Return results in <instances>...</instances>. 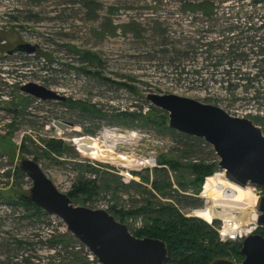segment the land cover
Here are the masks:
<instances>
[{
  "label": "rangeland",
  "instance_id": "374dc122",
  "mask_svg": "<svg viewBox=\"0 0 264 264\" xmlns=\"http://www.w3.org/2000/svg\"><path fill=\"white\" fill-rule=\"evenodd\" d=\"M212 1L208 15L185 10L183 0H0V264L100 263L61 216L34 214L20 202L32 185L18 167L21 154L36 159L61 191L68 193L80 179L100 184L90 199L75 204L111 212L114 206L152 209L172 203L185 215L208 221L221 240H242L222 228L246 230L240 228L243 219L250 227L253 195L221 179L219 164L202 189L189 181V163H219L214 146L204 137L146 125L141 115L131 119L124 113L146 115L158 107L146 98L149 91L190 96L231 112L238 106L248 112L254 101L264 100V77L258 82L253 74L260 57L252 49L264 28V0ZM23 42L36 49L9 52ZM77 49L97 53L102 63L91 65ZM29 81L67 98L30 94L22 89ZM70 97L95 103L102 114L69 105ZM251 118L264 124L262 112L259 120ZM54 119L74 126L61 128ZM117 135L128 138L114 145L118 138L107 137ZM51 138L63 140V153L48 147ZM161 158L182 165L173 169ZM164 165L172 187L162 193L152 182L162 177L156 168ZM150 211L130 213L124 221L134 233L151 222Z\"/></svg>",
  "mask_w": 264,
  "mask_h": 264
},
{
  "label": "water",
  "instance_id": "95a60500",
  "mask_svg": "<svg viewBox=\"0 0 264 264\" xmlns=\"http://www.w3.org/2000/svg\"><path fill=\"white\" fill-rule=\"evenodd\" d=\"M35 44L19 43L9 50L34 51ZM22 89L42 99L66 100L67 96L38 82L29 81ZM146 98L168 112V126L204 137L218 153L219 166L225 177L240 186L254 183L264 186V131L247 116L230 113L222 106L178 94L147 92ZM61 128L74 126L70 120H57ZM18 167L32 180L27 195L46 212L61 216L68 229L85 244L101 264H169V247L165 240L153 236H137L125 221L105 208L75 204L71 196L61 191L40 163L21 154ZM257 222L264 224V194L258 196ZM240 262L228 256H218L208 264H264V234L258 231L242 240Z\"/></svg>",
  "mask_w": 264,
  "mask_h": 264
},
{
  "label": "trees",
  "instance_id": "16d2710c",
  "mask_svg": "<svg viewBox=\"0 0 264 264\" xmlns=\"http://www.w3.org/2000/svg\"><path fill=\"white\" fill-rule=\"evenodd\" d=\"M212 5V0H183L182 3V6L185 10L190 9L191 11H195L199 9L204 13H208V15L213 13L209 11ZM261 49L264 51V47H261ZM77 50L81 53L83 60L87 61L91 65L96 67L100 66L102 63V59L97 53L86 49ZM250 73V70L246 69L245 75L249 76ZM67 103L73 107H78L85 112L98 115L102 114L101 110L96 106L95 103H91L80 98L70 97L67 99ZM124 113L131 119H134L132 118L134 116L141 115L143 118V124L147 125L151 123L155 124L159 128L174 130L168 126V112L160 107L154 106L152 110L146 112V115L127 111ZM252 117L254 119L258 118L254 116ZM87 143L93 145V141H87ZM47 145L52 149V151L63 153L65 144L61 139L51 138L47 142ZM160 163H165L173 169H176L182 165V163L177 159L171 158H161ZM186 166L193 175V177L189 180L190 183H192L197 190H200L202 189L201 187L205 176L212 174L215 171V169L218 167V162H206L205 160H201L199 162L189 163ZM156 170L161 174L162 177L154 179L152 183L159 192L164 193L165 189L172 187V182L169 178V170L167 169L166 165L157 167ZM107 174L110 173L107 172ZM211 176L214 175L207 176L205 182ZM143 177L149 179L147 176ZM106 183H109V179L106 181ZM135 183L139 185L138 182ZM179 183H181V181H179ZM122 184L127 185L124 182ZM99 186L100 184H97L96 180L80 179L72 186L68 194L73 200L82 199L83 201H86L90 199L93 194L97 193ZM20 202L29 207L34 214L45 213V210L30 200L27 193L25 192L21 194ZM160 204L161 205H158V207L154 206L152 209L151 207H148L151 205L147 204V206H142L132 210L116 208L114 206V208L111 209V212L117 216V219L124 221L126 220V217L130 215V213L137 214L138 212L151 210L150 212L153 213L150 215L151 222H148L141 228L135 230L134 233L141 237L153 236L165 240L169 247V254L166 260V262L169 264H208L211 260L218 256H235L239 257V260L242 259L243 255L240 253V248L242 245L241 240L223 241L219 238L217 229L202 217L196 215H185L184 212L179 210V208H177V206L172 203ZM257 231L264 234V225H259Z\"/></svg>",
  "mask_w": 264,
  "mask_h": 264
},
{
  "label": "built area",
  "instance_id": "2783aa9c",
  "mask_svg": "<svg viewBox=\"0 0 264 264\" xmlns=\"http://www.w3.org/2000/svg\"><path fill=\"white\" fill-rule=\"evenodd\" d=\"M255 41L257 43L255 44V46L252 49H254V52H256V53L259 54V57H260V60H259L260 61V65L257 66V70L256 71L253 70V74H254V76H258V78H259L258 79V82H259L260 78L261 77H264V51H262V49H261V47H264V28H262L260 31L257 32V35L255 36ZM259 42H260V44H259ZM245 81H247V80L244 79L243 82H245ZM258 82L256 83V85L258 84ZM228 86H230V83L229 82L226 83V87H228ZM239 86H240V83H239ZM252 88H255L256 89V86H254ZM254 94H257L256 91H255ZM239 100L241 101L242 99H239ZM244 100H246V99H244ZM245 102H247V100ZM254 103H256V104H251V105H253L254 109L253 110L250 109L248 112L247 111L246 112H243L242 110L240 111L238 105H237L238 107L236 109L233 108L234 110L232 112L231 111H229V112L232 113V114H234V115L247 116V117H250V118L252 116L258 117V112L264 113V100L263 99H261V100L259 99L258 102H255L254 101ZM57 120H60V119H54V121H57ZM255 123L258 124V125H260L263 128V125L264 124L261 121H259V122L258 121H255ZM54 124H55V122H54ZM70 127H72V126H70ZM84 136H89V135H84ZM247 186H249L251 188V190H252V195H253V200H254V206L256 207L254 193H256V198H258V196L264 194V187L263 186L256 185V184H253V186H252L251 183H249ZM259 213H260V211L257 208H255V214H256V216H255V223L251 227H248L246 230L228 231V230H225V226H223L222 229L224 230V234H229V236H236V235H238L241 238H243L245 235L253 232L257 228V226H258L257 219H258ZM210 222L212 223V221H210ZM222 236H224V235H222ZM222 236H220V237H222ZM222 239H224V238H222ZM78 243H80L81 245H84L80 240H79ZM85 248L90 251L89 254L94 259L95 255L93 254V252L88 247L85 246ZM99 264H101V263H99Z\"/></svg>",
  "mask_w": 264,
  "mask_h": 264
},
{
  "label": "bare ground",
  "instance_id": "6f19581e",
  "mask_svg": "<svg viewBox=\"0 0 264 264\" xmlns=\"http://www.w3.org/2000/svg\"><path fill=\"white\" fill-rule=\"evenodd\" d=\"M107 138H118V140H115L114 142H115V144L114 145H116V143L117 142H119V141H125L126 140V138H128V137H124L123 135H117V136H114V137H107ZM106 138V139H107ZM113 156H115V155H113ZM116 157H118V155L116 156ZM119 159H123V161L124 162H134L135 160H133V159H129V158H127L126 156H124V155H122V156H119L118 157ZM136 161H140V159H136ZM212 177H214V176H211V177H209L208 179H210V178H212ZM221 179H226V181H227V183H229V184H232L231 185V187L232 188H234L235 190H236V188H237V190L239 189L240 191H245L246 193H248L251 197H252V190H251V188L249 187V186H240V185H237L236 183H234V182H232V181H230L229 179H227L226 177L225 178H221ZM214 180V179H213ZM211 182V181H210ZM209 182V183H210ZM236 190V191H237ZM253 198V197H252ZM194 211V210H193ZM255 216H256V214H255V212L251 215V218H252V222H251V224H250V227L252 226V225H254V223H255ZM248 226H249V221H248V219H243V225H241L240 226V228H243V229H246V228H248Z\"/></svg>",
  "mask_w": 264,
  "mask_h": 264
}]
</instances>
